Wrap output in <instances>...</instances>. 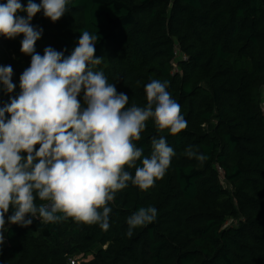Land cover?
<instances>
[{"label":"trees","instance_id":"trees-1","mask_svg":"<svg viewBox=\"0 0 264 264\" xmlns=\"http://www.w3.org/2000/svg\"><path fill=\"white\" fill-rule=\"evenodd\" d=\"M67 7L57 22L43 11L34 16L43 29L36 52L50 46L67 57L82 30L96 33L102 62L93 70L128 95L126 107L145 106V85L166 80L187 127L170 135L146 121L137 147L149 156L151 138L164 135L175 156L153 187L129 182L116 194L107 230L71 218L6 223L0 264H264V0H69ZM22 39L0 36V65H11L16 85L0 90V107L19 94L31 63ZM189 147L207 159L189 158ZM148 206L156 220L127 236V218Z\"/></svg>","mask_w":264,"mask_h":264},{"label":"clouds","instance_id":"clouds-1","mask_svg":"<svg viewBox=\"0 0 264 264\" xmlns=\"http://www.w3.org/2000/svg\"><path fill=\"white\" fill-rule=\"evenodd\" d=\"M68 3L0 4V36L23 35L20 51L31 56L19 78V94L0 107V251L6 223L28 227L33 219L50 224L71 218L107 230L112 212L108 205L116 194L129 182L140 190L153 187L175 156L164 135L151 138L149 156L137 147L146 121L152 119L157 132L167 130L170 135L187 127L166 80L145 85V106L126 107L128 95L118 92L102 71L93 70L102 62L94 55L96 33L82 30L67 57L50 46L43 55L36 52L43 29L32 25L34 16L43 11L44 17L57 22L68 11ZM13 74L11 65H0V90L14 92ZM81 93L83 102L78 99ZM185 155L201 162L207 159L190 147ZM133 168L134 175L126 170ZM37 199L42 203L37 205ZM10 208L13 212L6 221ZM156 218L155 207L139 208L127 218V236Z\"/></svg>","mask_w":264,"mask_h":264},{"label":"crops","instance_id":"crops-1","mask_svg":"<svg viewBox=\"0 0 264 264\" xmlns=\"http://www.w3.org/2000/svg\"><path fill=\"white\" fill-rule=\"evenodd\" d=\"M263 107H264V92H263Z\"/></svg>","mask_w":264,"mask_h":264}]
</instances>
